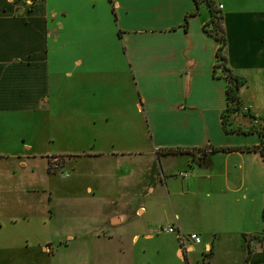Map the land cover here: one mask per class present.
Returning <instances> with one entry per match:
<instances>
[{"label":"crops","instance_id":"crops-1","mask_svg":"<svg viewBox=\"0 0 264 264\" xmlns=\"http://www.w3.org/2000/svg\"><path fill=\"white\" fill-rule=\"evenodd\" d=\"M212 1L220 5L226 66L244 80L237 94L253 117L240 114L235 123L261 126L264 0ZM208 18L193 0H0V142L16 119L11 130L20 136L78 147L53 156L59 166L65 157L72 177L91 168L117 183L113 193H100L106 182L83 191L88 201L103 198L98 192L112 205L92 230L129 264H264L257 238L248 240L244 262V235L262 229L264 166L257 152L219 149L259 138L222 130L225 81L212 76L217 42L202 29ZM145 135L149 144L138 145ZM1 157L23 165L21 153ZM67 188L70 206L74 180ZM168 224L199 242L180 245L158 230Z\"/></svg>","mask_w":264,"mask_h":264},{"label":"rangeland","instance_id":"rangeland-1","mask_svg":"<svg viewBox=\"0 0 264 264\" xmlns=\"http://www.w3.org/2000/svg\"><path fill=\"white\" fill-rule=\"evenodd\" d=\"M233 113L253 118L242 107ZM14 121L18 120L9 119L10 129L6 130L0 142L8 152H0V155L21 153L23 165L16 164L15 158H0V264H129L115 252L117 246L113 241L96 236L92 230L112 205L98 192L94 197L103 198L88 201L86 198L89 196L83 191L86 184L93 187L96 183L106 182L107 187H99L100 193H113L118 189L115 188L117 183L103 181L104 178L97 177L91 168L85 169V174L79 169L74 173L78 178L72 177L69 164L63 165L65 157H60L59 166L53 156L59 153V149L78 147L63 138L52 142L29 134L20 136L19 130H11L16 125ZM23 143L31 145L30 151L24 150ZM137 143L149 144V140L145 135ZM45 172L47 175L43 178L39 176ZM72 180L73 197L77 200L68 206L63 198L68 192L67 182ZM12 182H24L28 188L9 191L3 185ZM121 188L128 193L133 187ZM127 201L122 198L119 207H126ZM11 218L16 221H11ZM42 245H46L45 252L40 249Z\"/></svg>","mask_w":264,"mask_h":264},{"label":"trees","instance_id":"trees-1","mask_svg":"<svg viewBox=\"0 0 264 264\" xmlns=\"http://www.w3.org/2000/svg\"><path fill=\"white\" fill-rule=\"evenodd\" d=\"M202 1L208 9L209 18L206 23L202 26L203 31H205L208 35H210L216 42L217 47L215 50V62L212 66V76L222 77L225 81L224 95H225V104L220 113V123L222 130L225 133H234V134H249L255 133L257 134L259 141L256 145L244 148H219L220 150H245L248 152H257L262 164L264 166V124L261 126L257 125H249L248 127H241L235 123V112L240 109L241 101L238 97V89L241 85L244 84V80L235 75L227 66L224 55V46L225 39L223 35V31L221 28V16L216 9L212 0H193L195 6ZM218 73L216 74L215 71ZM215 149H211L214 151ZM166 153H174V152H189L181 149H166L164 150ZM261 220H262V229L259 234H253L250 236L244 235L245 245H246V255L244 258V262H246L249 253L251 252L250 247L248 246V240L257 238L260 240H264V206L261 210Z\"/></svg>","mask_w":264,"mask_h":264},{"label":"built area","instance_id":"built-area-1","mask_svg":"<svg viewBox=\"0 0 264 264\" xmlns=\"http://www.w3.org/2000/svg\"><path fill=\"white\" fill-rule=\"evenodd\" d=\"M13 3L15 2H19L23 5H26V6H30L32 5L33 3L35 2H38L40 0H9ZM216 9H220V5L217 4L215 5ZM54 161H56V159H54ZM181 176H184L185 173H179ZM158 230H161L165 233H169V234H173L175 235V237L177 238L178 242L180 245H182V241L183 240H190L192 243H198L199 242V237L195 234V233H188V234H180L178 231H177V228L173 225V224H168V225H165L163 227H159Z\"/></svg>","mask_w":264,"mask_h":264}]
</instances>
